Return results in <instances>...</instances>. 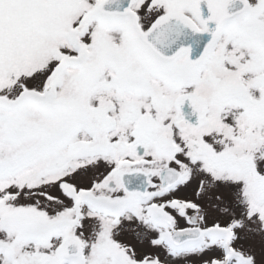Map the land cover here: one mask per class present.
I'll return each instance as SVG.
<instances>
[{
  "label": "snow or ice",
  "instance_id": "1",
  "mask_svg": "<svg viewBox=\"0 0 264 264\" xmlns=\"http://www.w3.org/2000/svg\"><path fill=\"white\" fill-rule=\"evenodd\" d=\"M0 264H264V0H0Z\"/></svg>",
  "mask_w": 264,
  "mask_h": 264
}]
</instances>
